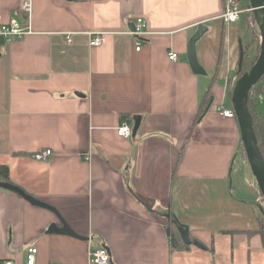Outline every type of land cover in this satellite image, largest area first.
<instances>
[{"label": "crops", "instance_id": "0c3cea01", "mask_svg": "<svg viewBox=\"0 0 264 264\" xmlns=\"http://www.w3.org/2000/svg\"><path fill=\"white\" fill-rule=\"evenodd\" d=\"M30 1L28 16L23 0H0V24L32 28L0 37V182L51 208L0 185V262L24 264L34 245V264H90L89 246L106 245L110 264H264L260 235L246 232L261 194L236 116L215 109H233L242 67L222 0ZM137 16L145 35L130 33ZM89 31L104 40L89 45ZM43 148L46 160L32 158Z\"/></svg>", "mask_w": 264, "mask_h": 264}, {"label": "water", "instance_id": "95a60500", "mask_svg": "<svg viewBox=\"0 0 264 264\" xmlns=\"http://www.w3.org/2000/svg\"><path fill=\"white\" fill-rule=\"evenodd\" d=\"M249 5L252 7L251 13L255 19L260 33V49L254 63L251 64L244 72H242L235 81L232 89V101L233 109L240 130L244 154L250 170L252 171L255 178V182L258 186L259 192L264 199V160L257 145L256 137L252 127L251 115L246 105L249 89L264 73V0H249ZM197 36L198 34L196 33L189 40L190 48L191 46H193ZM242 56L243 48L241 46L238 68H240L241 66ZM0 185L17 191L21 196L25 197L33 204L51 208L48 204L32 197L31 195L27 194L26 192L12 184H9L7 182H0ZM179 225L182 239L184 240V242L189 243L190 239L188 238V227L181 223H179ZM53 227L54 226H50L48 228V231H50L51 229L55 230V228L53 229ZM56 229L59 232L76 236L75 232H73L71 228L64 222L59 228ZM171 241L175 242L174 239H171Z\"/></svg>", "mask_w": 264, "mask_h": 264}, {"label": "built area", "instance_id": "2783aa9c", "mask_svg": "<svg viewBox=\"0 0 264 264\" xmlns=\"http://www.w3.org/2000/svg\"><path fill=\"white\" fill-rule=\"evenodd\" d=\"M222 11L220 14L221 19L225 23H232L238 21L243 14L251 13V6L241 4L240 0H222ZM22 8L27 12L29 16L31 12V1L30 0H23ZM32 32L31 26L29 23H20L16 19L12 18L7 22H3L0 24V37L5 40H11L12 38H21L26 34ZM131 34L135 36L145 35L148 33L147 30V22L146 19L142 16H137L135 18V26ZM104 33L103 32H88V43L89 45H96L101 43L104 40ZM136 50L140 48V42L137 41L135 45ZM168 58L170 60H176L178 54L175 51L168 52ZM216 111L219 114L226 116V117H234L235 112L231 108H225L222 105H218L215 107ZM116 132L119 136L128 137L131 134V129L128 124L123 122L122 124L118 125L116 128ZM52 154V150L50 148H43L39 149L31 154L32 158L36 160H46ZM37 252V247L32 245L27 247L26 255H25V263L24 264H34L35 263V254ZM88 259L90 264H110L111 263V256L109 249L106 245H96V246H89L88 248ZM0 264H14L12 259H5L0 262Z\"/></svg>", "mask_w": 264, "mask_h": 264}, {"label": "trees", "instance_id": "16d2710c", "mask_svg": "<svg viewBox=\"0 0 264 264\" xmlns=\"http://www.w3.org/2000/svg\"><path fill=\"white\" fill-rule=\"evenodd\" d=\"M250 21H251V24H253L254 26H257L253 16L250 17ZM255 33H257V31L254 28H252L251 44L254 46L253 49H256V47L257 49H259L260 45L257 43L258 41L255 40L257 38ZM256 57H257V53L255 54L254 59L251 61V64L254 63V60L256 59ZM263 96H264V73L260 76V78L256 81V83L253 84L251 88L249 89L247 102H246L247 108L251 115L252 127H253V131L256 137L257 145H258L260 154L264 160V97ZM260 98L262 101L260 100ZM7 178H8V167L4 164H0V179L7 180ZM174 221H175V218L172 216L171 222L177 226L178 225L177 221L175 222ZM229 232L234 233L235 231L233 230ZM246 232L248 234L257 232L260 235L261 244L264 250V229L247 230ZM195 239L196 238H193V240ZM201 243L212 254L214 250L212 241L206 245L203 242ZM176 247L184 248L186 247V244L183 243L181 240ZM211 264H214V263H211Z\"/></svg>", "mask_w": 264, "mask_h": 264}, {"label": "rangeland", "instance_id": "374dc122", "mask_svg": "<svg viewBox=\"0 0 264 264\" xmlns=\"http://www.w3.org/2000/svg\"><path fill=\"white\" fill-rule=\"evenodd\" d=\"M241 1L242 2H248V0H241ZM245 14H247V15L245 16ZM245 14H243L241 19L236 22V25H233V26H236L235 27V33L238 35V36L234 35L232 38L233 40L236 41L235 46L241 45L243 47V50H244L243 60L241 62L242 67H241L240 73L244 72L251 65V61L254 59L256 53L258 55L259 49H260V48L257 49V47H256V49H253L254 46L251 44L252 28H254L257 31V33H255V35L257 36V38L255 40H257L258 42L257 41L256 42L260 45V43H259L260 42V33L258 30V26H254L253 24H251L250 18H249V16H250L249 13H245ZM247 20H248V23H247ZM236 51L238 52V47H236ZM236 55H237V53H236ZM237 59H238V56H237ZM258 202L260 204L261 212H263V215L261 216V221L259 222L260 224L256 229H264V199L262 198L261 195L259 197ZM233 244H234L233 262L234 263H240L243 261V259H245L244 254H243L244 248H243L242 244L239 243V240L233 241ZM261 246H262V244H261ZM225 247H226V243H222L221 247H220V250L222 251L221 252L222 255L219 256V257H221L222 260H225V257H227L226 253L224 252ZM262 249H263V247H262ZM263 252H264V250H263ZM257 259L259 260L260 258L258 257ZM222 262H224V261H222Z\"/></svg>", "mask_w": 264, "mask_h": 264}, {"label": "bare ground", "instance_id": "6f19581e", "mask_svg": "<svg viewBox=\"0 0 264 264\" xmlns=\"http://www.w3.org/2000/svg\"><path fill=\"white\" fill-rule=\"evenodd\" d=\"M249 2V1H248ZM248 4V3H247Z\"/></svg>", "mask_w": 264, "mask_h": 264}]
</instances>
